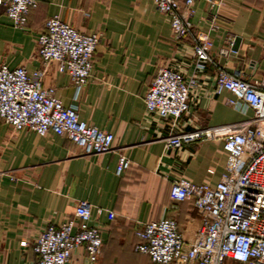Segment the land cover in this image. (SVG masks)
<instances>
[{
    "label": "crops",
    "instance_id": "1",
    "mask_svg": "<svg viewBox=\"0 0 264 264\" xmlns=\"http://www.w3.org/2000/svg\"><path fill=\"white\" fill-rule=\"evenodd\" d=\"M193 8L192 32L180 46L151 0H37L23 28L0 6V61L10 68L42 67L37 39L53 15L80 32L100 34L90 78L76 97L70 77L55 63L45 68L42 82L54 87L65 106H75L81 120L114 136L110 151L85 154L65 136L13 130L0 118V264H34L36 236L71 218L81 200L115 213L112 221L106 214L97 218L102 250L93 264H156L134 249L141 222L174 218L186 240L199 230L201 216L190 201L171 199L170 186L177 179L214 186L227 154L217 140L167 149L164 125L145 115L143 98L162 66L179 64L186 74L194 72L193 34L203 31L212 40V61L198 74L182 121L188 128L208 127L251 116L226 103L232 97L228 91L214 93L213 77L224 68L250 82L263 78L264 0H194ZM235 37L240 42L233 50ZM119 155L130 163L118 175ZM68 264L92 263L78 247Z\"/></svg>",
    "mask_w": 264,
    "mask_h": 264
},
{
    "label": "built area",
    "instance_id": "2",
    "mask_svg": "<svg viewBox=\"0 0 264 264\" xmlns=\"http://www.w3.org/2000/svg\"><path fill=\"white\" fill-rule=\"evenodd\" d=\"M151 1L166 17L174 41L181 46L193 29L194 0ZM36 3L37 0H0L17 28L26 25L27 15ZM99 39L98 32H80L58 15L47 18L37 39L41 68H10L0 61V118L13 130L65 136L85 154L110 151L113 134L81 120L75 106H65L55 96L54 87L42 82L45 68L55 63L58 72L70 77L76 97L90 78ZM211 45L207 32L194 33V72L186 74L179 64L162 66L143 98L145 115L164 125L161 137L167 149L217 140L227 154L225 171L214 186L185 179L174 180L170 186L171 199L190 201L201 216V226L192 238L183 237L174 218L163 216L138 224L135 234L139 241L134 249L156 264H264V76L250 82L238 71L219 68L213 77L214 93L228 91L232 97L226 103L242 114L250 110L248 118L189 128L182 121L199 86L198 74L212 61ZM129 163L126 156L119 155L116 174L123 173ZM103 214L109 221L115 218L111 210L78 201L71 218L47 225L36 236L32 247L37 255L34 264H68L78 247L84 248L89 263H95L102 250L97 218Z\"/></svg>",
    "mask_w": 264,
    "mask_h": 264
},
{
    "label": "water",
    "instance_id": "3",
    "mask_svg": "<svg viewBox=\"0 0 264 264\" xmlns=\"http://www.w3.org/2000/svg\"><path fill=\"white\" fill-rule=\"evenodd\" d=\"M239 42H240L239 37H235V38H234V41H233V44H232V49H233V50H236V49L238 48V44H239Z\"/></svg>",
    "mask_w": 264,
    "mask_h": 264
}]
</instances>
